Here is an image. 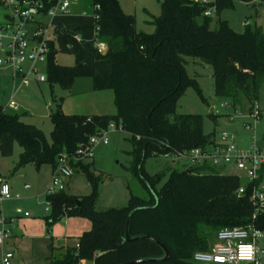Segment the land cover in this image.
Wrapping results in <instances>:
<instances>
[{
    "label": "trees",
    "instance_id": "16d2710c",
    "mask_svg": "<svg viewBox=\"0 0 264 264\" xmlns=\"http://www.w3.org/2000/svg\"><path fill=\"white\" fill-rule=\"evenodd\" d=\"M40 1L44 5L40 12L44 14L54 4V0ZM160 2L161 14L152 21L156 26L154 33L139 31L136 16L125 12L119 0H79L72 12L97 15L99 20L94 25H81L75 32L60 22L51 29L49 52L41 63L47 65L45 81L51 86L59 82L70 89L76 78L90 77L94 90L112 91L114 113H66L58 102L50 114L53 129L48 142L41 128L0 107V153L12 155L18 143L22 151L16 168L50 163L54 171L62 153L77 155L79 149L91 148V137L112 123L117 130L122 126L130 134L133 148L128 170L149 195L131 193L125 206L98 210L102 178L91 169L92 163L85 162L94 154L73 161L75 172L88 176L93 191L82 197L70 195L66 190L48 195L51 212L45 221L50 229L63 215L83 216L90 221L91 228L78 237L79 248H66L60 258L51 256V264H77L85 259L93 264H124L143 258H164L162 244L169 251L168 257L138 264H193V254L209 249L223 227L254 224L264 229V214L253 218L251 187L239 175L220 173L207 161L201 165L192 162V167L186 170L170 168L163 184L167 172L151 175L145 171L149 155L181 156L195 148L211 149L219 141L215 132L204 131L201 114L178 112L179 97L188 85L195 84L185 72L186 56L200 58L212 67L214 93L230 99L234 111H238L237 106H247L250 116L264 84L262 27L247 23L244 31L238 32L221 19H216L212 26L214 16L231 7L234 0H216L212 4L216 6L214 16L205 14L211 4L194 0ZM0 4L6 9L0 26L15 25L19 18L1 0ZM43 21L47 22L46 16ZM30 24L37 26L40 20ZM96 26H99L97 42L106 45L103 52L98 45L89 51L75 37L78 31ZM60 51L73 53L75 64L59 63L56 56ZM96 60H109L111 72L98 73L88 63ZM234 136L240 147H247L253 140L240 145ZM242 184L248 187L245 194L238 193Z\"/></svg>",
    "mask_w": 264,
    "mask_h": 264
},
{
    "label": "rangeland",
    "instance_id": "374dc122",
    "mask_svg": "<svg viewBox=\"0 0 264 264\" xmlns=\"http://www.w3.org/2000/svg\"><path fill=\"white\" fill-rule=\"evenodd\" d=\"M119 1L125 12L136 16L139 31L146 33L156 31V26L152 21L161 14L160 0ZM5 12L6 9L0 4V21L3 20ZM71 12L69 10V13ZM69 13L63 16V21L69 31L75 32V24L76 26L82 22L93 24L91 18L71 17ZM214 17L213 27L216 19H221L227 21L238 32H243L247 23L252 26H261L264 31V1L234 0L231 7L223 9ZM78 33L86 39L84 46L89 51H93L97 40L91 29L78 31ZM185 58V72L195 84L188 85L179 97L178 112L201 114L204 117V131L206 133L215 132L217 139H220L221 132L228 131L234 133L238 140L255 139L263 142L264 116L255 121L248 115L247 106H237L238 111L242 110L245 115L231 120L230 114L234 111V106L230 99L215 95L212 67L200 58L192 56ZM56 59L63 65L73 66L75 64L73 53L60 51ZM88 63L93 64L99 73L111 72L109 60L88 61ZM37 68L39 73L46 77L47 65L39 64ZM108 93L109 91L94 90L90 77L76 78L71 88L68 89L59 82L52 86L48 81L37 82L35 76H31L29 85H21V78L15 80L9 68H3L0 72V107L6 108L7 112L20 115L24 122L41 128L48 142L51 141L53 129L50 114L56 109L58 102H61V108L66 113H100L108 104L105 103ZM12 94H14L17 109L8 106ZM109 103L115 111L113 97ZM258 105L264 112V84L259 92ZM211 111L214 112V116L210 115ZM245 123H250L253 127L247 128ZM107 138L108 144H97L94 148V156L85 159V162L92 163L91 169L102 178L96 204L98 210L125 206L131 193L142 197L149 195L138 178L128 170L132 160L130 152L133 148L130 134L124 130L111 129L107 133ZM21 151L22 147L16 143L12 155L3 156L0 153V174L8 178L13 192L21 196L19 199L5 202L4 212L6 216L16 220L13 232L16 236V262L46 264L52 255L49 246L51 242L65 243L68 247H74L78 237L89 228L90 224L86 217L71 215L59 219L48 229L45 217L51 212V205L47 201V196L54 171L50 163H44L40 167L26 164L16 168ZM207 163L220 173L236 174L242 180H246L245 172L235 165L216 164L212 159ZM191 167L192 162L189 157L168 154L149 155L144 163L148 174L167 172L162 184L168 178L170 168L186 170ZM65 183L64 190L76 197L89 195L93 191L91 180L83 172L76 171L72 177L65 178ZM26 212L28 216H25ZM58 251L56 249L54 252ZM56 255L59 257V254ZM192 262L202 264L193 260ZM79 264H92V261L85 259Z\"/></svg>",
    "mask_w": 264,
    "mask_h": 264
},
{
    "label": "built area",
    "instance_id": "2783aa9c",
    "mask_svg": "<svg viewBox=\"0 0 264 264\" xmlns=\"http://www.w3.org/2000/svg\"><path fill=\"white\" fill-rule=\"evenodd\" d=\"M1 1L19 20L15 25L7 23L0 26V72L3 68H9L15 80L21 78V85H29L31 76H35V80L39 82L45 81L46 77L39 73L37 65L46 61L49 52L48 40L52 36L51 29L57 24L54 19L59 15L69 13V10L73 11L79 0H54V4L48 8L45 14L40 12L44 7L40 0ZM194 1L211 4L205 14L209 16L216 14V6L212 5L216 0ZM44 16H46L47 22L43 21ZM92 18L94 25L99 20V16L93 15ZM38 19L40 20L39 25L32 26L30 24L33 20ZM93 30L96 37L99 26ZM75 37L77 40L83 41L78 33H75ZM98 42L99 50L103 52L106 45ZM8 106L17 109L14 94H12ZM262 113L256 103L250 116L257 121L261 118ZM230 115L231 120H234L245 114L240 110H235ZM245 126L249 128L251 125L245 124ZM111 129H116L114 123L108 129L93 135L90 139L91 148L79 149L77 155H70L66 152L60 155L58 165L53 172L52 183L48 188V195L65 189V178L75 174L73 161L77 162L80 157L84 158L88 154H94L97 144L109 143L107 133ZM120 129L124 130L122 126ZM181 156L189 157L195 164H202L204 161L212 159L216 164L221 162L233 164L244 171L247 184L251 187L250 199L255 208L253 218L264 214V149L255 139L247 147H240L235 141L234 134L224 131L213 148L207 150L195 148ZM247 184H242L239 187V194L246 193ZM19 198L21 196L13 192L8 178L0 174V264H12L14 258V251L8 249L7 245L13 236L16 220L6 216L4 204L8 200ZM25 215L29 214L26 212ZM216 241L209 249L196 251L193 254V260L202 264H264V229L257 228L254 224L246 227H223L218 231ZM75 246L79 248L80 244L76 243ZM76 255L78 254L76 253ZM81 262L82 260L79 263Z\"/></svg>",
    "mask_w": 264,
    "mask_h": 264
},
{
    "label": "crops",
    "instance_id": "0c3cea01",
    "mask_svg": "<svg viewBox=\"0 0 264 264\" xmlns=\"http://www.w3.org/2000/svg\"><path fill=\"white\" fill-rule=\"evenodd\" d=\"M65 15V14H64ZM64 15H59V16H57L54 20H55V22L56 23H63L64 25H65V23H64V21H63V16ZM71 17H74V16H82V17H84V18H91V20L93 21V18H92V16L91 15H89V14H82V13H78V12H72V13H70L69 14ZM85 24H88V25H92V24H89V23H86V22H82V23H79V24H77V26H76V24H75V30L78 28V27H80L81 25H85ZM65 27H66V25H65ZM67 28V27H66ZM91 29V31H92V33H93V36H94V38L96 39V37H95V33H94V30L92 29V28H90ZM72 32V31H71ZM78 35L83 39V42L84 41H86V39L84 38V37H82L79 33H78ZM108 72V71H107ZM107 72H101L100 74H109V73H107ZM99 73V72H98ZM105 91H109V93L107 94L108 96H106L105 97V103L107 104V106L106 107H104L105 108V110H102L100 113H104V112H107V113H114L115 111H114V109L112 108V105L109 103V102H111V98L113 97V93H112V91H110V90H105ZM108 101V102H107ZM88 114H93V113H88ZM216 139H217V137H216ZM262 141L263 142H260V144H261V146H262V148L264 149V134H263V136H262ZM238 142H239V144L240 145H247L248 144V142L249 141H244V140H238ZM191 160V159H190ZM192 162V161H191ZM199 165H201V164H199ZM233 165V164H232ZM246 181V180H245ZM11 200H14V199H11ZM11 200H8V201H11ZM7 201V202H8ZM26 216V215H25ZM89 224H90V226H89V228L87 229V230H89L90 228H91V223H90V221H89ZM86 230V231H87ZM217 241H216V239H214L213 241H212V243L211 244H214V243H216ZM53 245L52 246H54V251L56 250V249H58L59 251L58 252H54L53 251V253H51L52 255H53V257L55 256V257H57V258H60L63 254H64V252H65V249L66 248H68V246H67V244H65V243H57V244H55L54 243V241L53 242H51ZM50 243V244H51ZM15 244H16V236L13 234V236H12V238H11V240H10V242H9V244L7 245V248L8 249H11V250H13L14 251V258H13V260H12V264H19V262L17 263L16 261H17V257H16V250H15ZM50 244H49V246H50ZM51 249V248H50ZM52 251V250H51ZM56 254H59V257L56 255ZM51 255V256H52ZM54 257V258H55ZM19 261V260H18ZM46 264H51V261H48V263H46ZM93 264V263H92Z\"/></svg>",
    "mask_w": 264,
    "mask_h": 264
},
{
    "label": "water",
    "instance_id": "95a60500",
    "mask_svg": "<svg viewBox=\"0 0 264 264\" xmlns=\"http://www.w3.org/2000/svg\"><path fill=\"white\" fill-rule=\"evenodd\" d=\"M66 216L63 215V218H65ZM126 236L127 238L129 239V232H128V228H127V231H126ZM142 237H146V235H143ZM164 250H165V256L164 258L168 257L169 255V251L168 249L162 244ZM164 258H154V259H150V258H143V259H137V260H134V261H131V262H127V263H124V264H138V263H143V262H151V261H157V260H162Z\"/></svg>",
    "mask_w": 264,
    "mask_h": 264
}]
</instances>
